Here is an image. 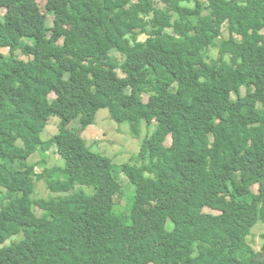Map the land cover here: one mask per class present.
Segmentation results:
<instances>
[{
	"label": "trees",
	"instance_id": "1",
	"mask_svg": "<svg viewBox=\"0 0 264 264\" xmlns=\"http://www.w3.org/2000/svg\"><path fill=\"white\" fill-rule=\"evenodd\" d=\"M263 30L264 0H48L46 13L0 0V264H264V245L248 243L264 214V139L243 130L264 122ZM115 104L135 137L157 126L121 167L66 134L42 139L52 118L86 131ZM48 145L67 181L29 162ZM119 173L134 189L127 213ZM39 180L61 194L33 200Z\"/></svg>",
	"mask_w": 264,
	"mask_h": 264
},
{
	"label": "rangeland",
	"instance_id": "2",
	"mask_svg": "<svg viewBox=\"0 0 264 264\" xmlns=\"http://www.w3.org/2000/svg\"><path fill=\"white\" fill-rule=\"evenodd\" d=\"M48 0H36L40 9L43 13H46V5ZM204 3H207V0H202ZM54 17L48 16V24L53 26ZM195 21V19H194ZM228 24L223 26L222 35L217 39V48L212 49L209 53L210 58L217 59L219 57V48L225 40L230 39V34L227 31ZM264 33V30L261 32ZM168 35L172 34V31H167ZM236 39L240 40L238 36ZM0 53L4 55L9 54V49L0 48ZM117 58H121V55H118L114 52ZM17 57L28 61L29 58L22 55L20 52L17 53ZM120 77H125V73L120 69L119 71ZM175 91V88H173ZM243 95L246 93V89L243 87L242 89ZM237 97L235 94H232V99L235 100ZM50 101L56 99V95L52 93L49 96ZM149 97L148 95L144 96V102L148 103ZM110 109H101L98 111L95 123L90 126L86 131L81 130V123L78 119L74 120L68 128L65 130H60L59 128V119L52 118L46 127V130L42 133V139L46 142L52 141L53 137L59 134H66L79 142L80 144L86 145L92 152L94 153H102L105 156L109 157L112 163L118 168L122 165L129 162L130 157L132 155H137L141 149V141L142 139L149 138L157 129L156 123H152L150 126L147 125L146 122L142 124L140 127L141 135L140 138L135 137L131 131V125L127 122L130 119V112L123 109L120 105L115 104ZM225 109L224 103H221L219 106V110L223 111ZM243 130L250 136L251 141L264 139V122L256 125L243 127ZM166 145L170 147L172 145V138H167ZM50 145L43 146L39 149L37 153L31 156L29 162L38 163L41 162L42 165H37L35 168V172L37 174H44L51 170H55L53 173V178L58 181H67L69 179L68 174H64L65 169H70V165L66 164L65 159L57 153V149L52 147L50 149ZM44 148V149H43ZM50 149V150H49ZM46 162L45 164L43 162ZM118 182L122 186L123 191L115 196V201L117 204V209L120 212H126L129 208L128 198H130L134 192L133 187L130 185V181L124 173H119ZM83 190L87 195L92 196L95 194L94 187H87L77 185L75 188V192ZM254 192L258 193V187L254 188ZM61 194V193H59ZM58 193H54L48 187V183L45 180L36 181V189L34 195L32 196L33 200H42L49 199L50 197H56L59 195ZM11 198H4L3 193L0 192V208L5 206ZM33 211L35 215L38 217H45L47 219L50 218V212L42 210L40 207L35 204L33 206ZM205 213L209 214H219L216 211H212L210 209L205 208ZM127 213V212H126ZM125 213V214H126ZM171 225V222L168 223ZM264 214L263 219L260 224L253 229L252 234L248 238V243L256 250L257 252H262V248L264 245ZM21 238L13 237L9 240L6 245L11 246L18 243Z\"/></svg>",
	"mask_w": 264,
	"mask_h": 264
}]
</instances>
